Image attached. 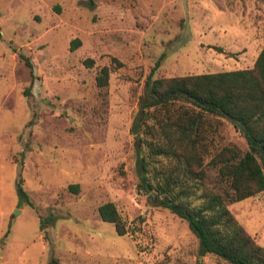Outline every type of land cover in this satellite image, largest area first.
<instances>
[{"label":"rangeland","instance_id":"374dc122","mask_svg":"<svg viewBox=\"0 0 264 264\" xmlns=\"http://www.w3.org/2000/svg\"><path fill=\"white\" fill-rule=\"evenodd\" d=\"M263 41L264 0H0V264H223L137 189L129 126L161 54L153 78L228 71ZM217 139L247 148L226 120ZM105 201L123 235L99 218ZM227 208L264 247V191Z\"/></svg>","mask_w":264,"mask_h":264},{"label":"trees","instance_id":"16d2710c","mask_svg":"<svg viewBox=\"0 0 264 264\" xmlns=\"http://www.w3.org/2000/svg\"><path fill=\"white\" fill-rule=\"evenodd\" d=\"M79 44L74 37L68 49ZM161 58L144 79L129 126L138 137L137 189L153 194L158 206L185 220L199 255L213 254L223 264H264V247L227 208L264 191V41L249 68L153 78ZM82 64L90 67L92 58ZM108 74L107 66L100 67L95 85H107ZM224 120L244 138L245 150L219 143ZM211 169L213 178L207 182ZM15 192L18 200H27L19 175ZM97 213L116 234L125 233L111 201L98 205Z\"/></svg>","mask_w":264,"mask_h":264},{"label":"crops","instance_id":"0c3cea01","mask_svg":"<svg viewBox=\"0 0 264 264\" xmlns=\"http://www.w3.org/2000/svg\"><path fill=\"white\" fill-rule=\"evenodd\" d=\"M260 49V48H259Z\"/></svg>","mask_w":264,"mask_h":264}]
</instances>
